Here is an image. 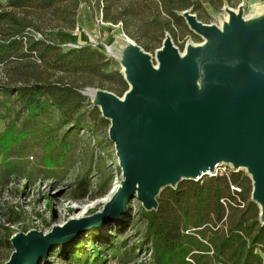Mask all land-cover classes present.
I'll return each mask as SVG.
<instances>
[{"label":"trees","instance_id":"1","mask_svg":"<svg viewBox=\"0 0 264 264\" xmlns=\"http://www.w3.org/2000/svg\"><path fill=\"white\" fill-rule=\"evenodd\" d=\"M84 1H0V114L5 110L18 118L26 113L34 120L55 110L61 124L70 126L66 136L82 125L81 114L109 128V121L90 101V109L81 112L86 101L82 92L94 88L122 97L128 87L118 62L91 44L63 47L48 36L52 31L70 35L77 28L78 10ZM243 1L102 0L98 8L102 22L118 24L127 38L149 52L160 48L167 32L175 38V30L185 27L182 12L191 10L200 19L207 10L218 13L225 5L236 8ZM26 136L10 122L0 134L4 159L20 154L19 145ZM44 143L48 150L57 141L53 138ZM60 144L62 149L68 147L62 141ZM44 159L48 168L55 167L56 160L63 161L59 154L54 160L52 153ZM85 188L84 182L78 184L80 197L87 195ZM106 189L107 183L99 184L97 195ZM251 193V181L243 170L196 182L183 180L176 189L166 188L157 198L156 210L139 208L144 232L137 250L144 247L149 264H264V225L259 222V208L251 201ZM5 243L9 247L8 240ZM114 243L117 240L111 239L104 248L106 253L116 249ZM79 246L69 252L70 264L101 263L97 253L79 250ZM120 247L127 256L125 242ZM60 250L54 253L60 255Z\"/></svg>","mask_w":264,"mask_h":264},{"label":"water","instance_id":"2","mask_svg":"<svg viewBox=\"0 0 264 264\" xmlns=\"http://www.w3.org/2000/svg\"><path fill=\"white\" fill-rule=\"evenodd\" d=\"M228 20L205 25L191 10L181 13L202 44L181 54L166 34L154 58L126 36L118 60L127 90L118 97L96 89L91 98L109 121L108 139L123 180L101 213L70 221L47 235L29 231L11 238L5 264H40L80 231L114 220L136 199L158 208L166 188L196 182L219 164L243 170L251 201L264 225V16L245 21L243 8L224 9Z\"/></svg>","mask_w":264,"mask_h":264},{"label":"rangeland","instance_id":"3","mask_svg":"<svg viewBox=\"0 0 264 264\" xmlns=\"http://www.w3.org/2000/svg\"><path fill=\"white\" fill-rule=\"evenodd\" d=\"M99 5H102V0H85L80 5L89 10L91 15V45L118 62L127 39L118 28H112L108 23L96 22ZM238 6L243 8L245 21L264 16V0H244L236 8L225 5L218 13L207 10L198 20L205 25L220 28L228 19L224 9L229 8L236 13ZM184 26L175 30V38L166 33L170 35L172 44L181 54L187 45L202 44V40L196 35L199 40L195 39L185 24ZM58 35L55 31L48 33L54 40L58 39ZM61 44L63 47L72 45L67 41ZM156 50L147 53L154 58ZM94 90L96 89L87 88L84 92ZM83 97L86 101L81 112L89 110L88 101L91 103L90 97ZM6 113L3 110L0 114V134L14 121L15 127L23 130L27 136L19 145L21 155L12 154L4 159V154L0 152V264H5L14 251L10 243L12 237L29 231L47 235L55 227H63L70 221L94 217L103 211L123 180L115 147L108 139V129L98 122L90 121L87 114H81L84 120L82 125L66 136L70 126L61 124L55 110H52L51 114H41L34 120L28 119L26 113L19 114L18 118L15 114ZM53 138L57 143H53L46 150L44 142ZM61 141L68 144V147L62 149ZM47 153H52L54 160L59 154L63 161L58 163L56 160L53 168L45 167L44 156ZM81 182L85 183L87 190L84 197L79 196L81 191H76ZM104 182L107 183L106 191L97 195V186ZM140 207L142 208L141 203L136 199L128 202L125 214L118 215L116 219L98 227L78 232L66 247L58 245L40 264H70L67 260L68 254L77 245H80L79 250L97 253L100 264H149V255L144 247L137 250L142 243L144 232V223L139 216ZM111 239L117 240V243H114L116 249L106 253L104 248ZM7 240L9 247L5 243ZM124 242L127 256L123 255L124 250L120 247ZM57 248H61L60 255L54 253Z\"/></svg>","mask_w":264,"mask_h":264},{"label":"crops","instance_id":"4","mask_svg":"<svg viewBox=\"0 0 264 264\" xmlns=\"http://www.w3.org/2000/svg\"><path fill=\"white\" fill-rule=\"evenodd\" d=\"M90 20H91V15L89 10L83 8V6H80L77 15V29L79 30V33L74 36L65 33L62 34L59 33L57 41L59 42L67 41L69 43H74L78 45L91 44L93 42L92 40L93 29H91V26H89L91 24ZM88 26L89 28H87Z\"/></svg>","mask_w":264,"mask_h":264},{"label":"built area","instance_id":"5","mask_svg":"<svg viewBox=\"0 0 264 264\" xmlns=\"http://www.w3.org/2000/svg\"><path fill=\"white\" fill-rule=\"evenodd\" d=\"M101 16H102V13H101V11L100 10H98V12H97V19H96V22L97 23H101V24H103L102 23V19H101ZM98 19H100V21L98 20ZM109 26H111L112 28H118L119 29V25H115V26H113V25H109ZM79 33V30L76 28L72 33H71V35L72 36H74V35H76V34H78ZM124 35V34H123ZM125 36V35H124ZM94 37H96L95 36V34H94ZM71 47L72 48H77V47H79V45H77V44H72L71 45ZM230 170H232V171H234L233 169H232V167L229 165V164H219L218 166H216V167H214V169L211 171V172H205V175H202L200 178H202V177H211V176H226V175H228L229 174V171ZM199 178V179H200ZM198 179V180H199ZM232 189L234 190V191H236V192H239V189H237V188H235V187H232ZM221 201V203L223 204V205H226V202L224 201V200H220ZM243 205V203L241 202V206Z\"/></svg>","mask_w":264,"mask_h":264},{"label":"bare ground","instance_id":"6","mask_svg":"<svg viewBox=\"0 0 264 264\" xmlns=\"http://www.w3.org/2000/svg\"><path fill=\"white\" fill-rule=\"evenodd\" d=\"M227 20H228V19H227ZM227 20H226V21H227ZM121 42H122V41H121ZM120 44H121V43H120ZM122 44H123V42H122ZM123 49H124V48H123ZM118 53H119V52H118Z\"/></svg>","mask_w":264,"mask_h":264}]
</instances>
